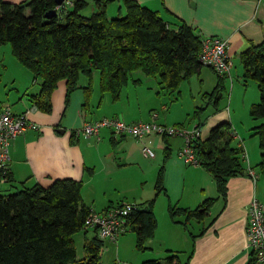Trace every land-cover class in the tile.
<instances>
[{"label": "trees", "instance_id": "trees-1", "mask_svg": "<svg viewBox=\"0 0 264 264\" xmlns=\"http://www.w3.org/2000/svg\"><path fill=\"white\" fill-rule=\"evenodd\" d=\"M109 1L112 0H96L98 10L87 16L81 13L88 5L86 0H73L72 6L64 4L60 11L56 0H0V46L11 43L16 58L41 82L40 91L31 95L37 108L52 110V93L60 80L66 81L68 105L81 73L89 77V83L84 86L85 103H88L93 93L94 69L100 71L101 91L111 92L115 101L120 99L124 85L137 69L148 76H158L171 90L201 70L202 37L192 26L185 22L171 26L158 10L138 0H123L127 13L108 19ZM52 9H56V15L48 18L46 12ZM240 58L244 78L255 79L260 91V100L251 105L250 114L261 119L253 130L259 136L261 148L257 166L264 174V40L250 45ZM218 76L215 88L206 96L208 104L215 106L224 87V76ZM133 80L141 82L140 78ZM205 108L202 105L195 109L197 117ZM203 124L199 120L197 126L201 128ZM163 138L165 155L169 156L170 136ZM232 139L231 133L220 124L211 129L207 138L193 141L199 164L213 175L218 195L205 198L195 208L169 204L174 222L189 229L192 219L205 218L219 198H226L231 176L248 173L244 148L233 145ZM4 176L11 181L9 170ZM83 185L82 179L65 177L53 180L47 187L38 183L27 186L22 182L21 188L0 193V264H102L104 240L98 234L86 238L85 256L77 255L74 235L93 228L85 223L93 207L83 201ZM157 190L158 193L164 190L161 175ZM155 200L156 197L136 203L128 215L140 250L150 248L148 240L157 232ZM116 204L109 203L107 208ZM94 230L97 232V228ZM167 252L164 260L150 258L140 264H192V251L185 261L176 251Z\"/></svg>", "mask_w": 264, "mask_h": 264}, {"label": "crops", "instance_id": "crops-1", "mask_svg": "<svg viewBox=\"0 0 264 264\" xmlns=\"http://www.w3.org/2000/svg\"><path fill=\"white\" fill-rule=\"evenodd\" d=\"M8 1L21 2L23 0ZM86 1L88 4L89 2H96V0ZM138 1L158 10L171 26L177 27L181 22H185L192 26L202 38L206 36L225 38L228 41V50L232 62L240 58L241 52L250 45L264 40V0ZM232 68L230 75H232ZM66 95V81L60 80L52 93V110L50 112L37 108L31 100L30 106L24 102V98L21 100L23 108L17 113L28 110L29 119L39 124L40 129H28L11 140L9 171L12 180L18 179L21 184L25 182L27 186L38 183L47 187L57 178L82 179L84 181L83 201L84 197L88 198L90 201L84 202L95 208V200L97 199L95 195L90 198L86 196L87 186L94 183V179L100 170L105 171V175L110 180L112 173L119 171L121 156L122 153L125 155V151L123 152L118 148L127 143V140L124 139L128 135L116 136L111 129L103 128L99 135L88 136L81 132V129L86 121L114 115L126 120L127 117L123 112L119 114L116 109L110 112L97 113L95 117L88 115L89 109L85 106V90L81 84L71 92L68 105H66ZM2 105L8 104L2 103L0 107ZM99 105L100 103L97 107L98 110H100ZM226 109L229 107L226 106ZM226 113L225 116L228 115L229 118V110H226ZM225 116L222 115V117ZM218 118L213 123L202 125V138L208 137L211 129L219 124ZM158 120L161 121L159 115ZM223 120L227 119L223 118ZM161 122L168 124L163 120ZM61 128H64L65 132H60L59 129ZM148 137H151L148 139L150 141L155 137L154 140L158 142L157 136ZM148 137L141 142L135 138L136 143L138 142L140 145L143 143L144 145L147 143ZM233 138L238 139L235 132ZM181 145L176 149V153L175 149L173 150L169 167L174 166L176 170L181 172L185 184L182 185L181 179L175 191L169 196L172 205L195 208L205 198L217 196L218 190H215V180L209 171L200 164L185 163L177 154ZM236 146L246 148L242 139L238 140ZM116 152H119V155ZM259 156L260 154L254 155L255 164L260 161V159L257 160ZM249 163L255 170L257 177L254 179L249 172L231 176L228 179L226 198H219L212 205L205 218L196 219L201 223V227L198 232H193L195 237L192 236L191 230L190 233L187 232L184 224L175 222L183 229L173 227V238L167 239V241L166 239L163 240L159 254L168 249L177 250L178 253L189 250V252L192 251V264H264L257 262L247 246L248 205L254 197H257L264 204V174L258 171L254 167L255 165H251L250 158ZM188 173L203 175L209 182L207 184L201 182L200 187L194 189L189 188L186 181ZM93 186L95 189L96 185ZM103 191L104 193L108 192L107 189H103ZM168 193L169 188H167ZM108 202L114 203L112 199H108ZM108 205L106 203L103 210L107 209ZM149 246L151 249L153 248L151 245Z\"/></svg>", "mask_w": 264, "mask_h": 264}, {"label": "rangeland", "instance_id": "rangeland-1", "mask_svg": "<svg viewBox=\"0 0 264 264\" xmlns=\"http://www.w3.org/2000/svg\"><path fill=\"white\" fill-rule=\"evenodd\" d=\"M146 3L145 1H143ZM143 4V3H142ZM146 5V4H143ZM153 5V4H152ZM154 9V8H152ZM98 10V2H89L82 8L81 13L87 16L92 15ZM127 13V7L123 0H112L107 3L106 17L111 19ZM244 67L240 58L233 62L232 75L224 76V87L219 102L208 104L207 93L212 92L218 81V73L207 65H203L201 71L195 73L189 79L183 80L179 86L171 90L160 81L158 76H148L142 69L135 70L128 83L124 85L120 99L115 101L111 92H102L100 87V71L94 69L92 73L93 93L91 99L85 106L88 107V115L110 112L116 109L118 113L123 112L127 120L146 119L149 120L152 112H157L161 121H166L176 127L184 126V129L193 130L199 120L206 123H213L218 117V122L228 133L237 134V138L232 139V144L237 145L238 140H244L251 165L260 171L255 164L254 155H261L259 136L254 132L253 127L261 122V119H255L250 114V107L253 103L260 100V92L255 79L243 76ZM140 78L141 82H134L133 79ZM89 83V77L81 73L78 85L83 86ZM41 82L35 79L33 72L23 65L14 55L11 43H5L0 46V105L7 103L14 112H20L23 108L21 100L30 106L31 95L39 91ZM86 102V101H85ZM100 103V110L98 104ZM204 105L206 108L201 115L197 117L195 109ZM226 106L229 109H226ZM226 110H229L230 117L225 116ZM227 114V113H226ZM224 115L225 117H222ZM125 117V118H126ZM226 118L227 120H223ZM217 126V125H216ZM93 136V135H90ZM153 136V135H151ZM148 137L146 140L150 139ZM207 138V137H206ZM148 140L147 144L154 150L155 156L151 157L143 151V143H136L134 136L128 135L123 144L118 149L125 151L122 153L120 169L113 172L111 180L105 175V171L100 170L94 179L92 185H88L86 196L89 198L95 195V209L102 212L108 199H112L114 204L120 201H130L141 203L143 201L156 197L155 214L158 219V233L147 244L153 248L140 250L136 246V232L128 231L119 236L117 241L103 239L104 245L101 252L102 264H140L145 259L160 258L165 259L167 250L160 253L163 240L172 239V229L176 226L183 229L179 224H175L171 218L168 205L172 203L170 196L182 179V185L185 184L181 172L175 169L171 164V155L184 142L183 137H171L170 145L172 152L169 156L165 155L164 138L158 136V142ZM84 141V140H83ZM143 140H140V142ZM163 145V147H162ZM181 145V147H182ZM243 147V146H242ZM178 151V150H177ZM119 155V152H116ZM261 157L259 156L257 160ZM246 163V162H245ZM247 164V163H246ZM248 165V164H247ZM192 167V166H188ZM193 168V167H192ZM162 176L164 190L158 193L157 181ZM211 178V175H209ZM4 173H0V193H7L21 188L22 184L18 179L4 181ZM187 186L189 188L200 187V183L207 184L209 181L200 174H187ZM215 182V181H214ZM216 184V182H215ZM30 185V184H28ZM96 188L94 189V186ZM90 188V189H89ZM169 188V193L166 190ZM107 189L108 192L103 191ZM215 190L217 187L215 186ZM107 195V196H105ZM84 201H90L84 197ZM182 218V217H178ZM201 227L196 219L189 223V229L194 233ZM98 234L94 228L87 231L81 230L74 235L78 258L85 256V239L93 238ZM177 250H174V252ZM189 250L178 253L181 260L187 259Z\"/></svg>", "mask_w": 264, "mask_h": 264}, {"label": "built area", "instance_id": "built-area-1", "mask_svg": "<svg viewBox=\"0 0 264 264\" xmlns=\"http://www.w3.org/2000/svg\"><path fill=\"white\" fill-rule=\"evenodd\" d=\"M73 5V0H64L57 4L60 11L63 6ZM199 61L203 65L211 67L220 76H229L232 68V58L228 50V41L219 36H206L202 38V48L199 53ZM109 128L116 135H131L138 140H144L148 136H179L183 137L182 147L177 154L187 164H199L193 141L201 137V128L195 125L193 130L184 129L163 123L158 120V113L153 112L149 120L139 119L126 121L119 116H106L93 121H86L81 132L85 135H99L101 129ZM28 129L39 130L40 125L28 117V110L16 113L10 105L0 107V171L7 174L10 162V142ZM244 148L243 157L248 164V172L255 179L257 174L250 166L249 156ZM143 151L151 157L155 156L154 150L145 143ZM5 177V176H4ZM7 179L5 178L4 181ZM136 203L123 201L102 212L92 208L85 223L89 227L97 228V233L102 239L117 241L123 233L131 231L132 225L128 215L135 208ZM248 248L251 250L257 262L264 263V204L254 197L248 205Z\"/></svg>", "mask_w": 264, "mask_h": 264}, {"label": "water", "instance_id": "water-1", "mask_svg": "<svg viewBox=\"0 0 264 264\" xmlns=\"http://www.w3.org/2000/svg\"><path fill=\"white\" fill-rule=\"evenodd\" d=\"M63 1H64V0H56V3H57V4H61ZM54 15H56V9H52V10H49L48 12H46V16H47L48 18H50V17H52V16H54ZM59 131H60V132H65V129H64V128H61V129H59Z\"/></svg>", "mask_w": 264, "mask_h": 264}]
</instances>
